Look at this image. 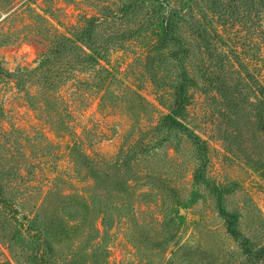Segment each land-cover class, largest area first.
<instances>
[{
    "label": "rangeland",
    "instance_id": "1",
    "mask_svg": "<svg viewBox=\"0 0 264 264\" xmlns=\"http://www.w3.org/2000/svg\"><path fill=\"white\" fill-rule=\"evenodd\" d=\"M227 2L0 0V264H264V15Z\"/></svg>",
    "mask_w": 264,
    "mask_h": 264
},
{
    "label": "trees",
    "instance_id": "2",
    "mask_svg": "<svg viewBox=\"0 0 264 264\" xmlns=\"http://www.w3.org/2000/svg\"><path fill=\"white\" fill-rule=\"evenodd\" d=\"M155 1L158 2L159 8L166 6V4H169L168 0H155ZM261 5L264 8V0H228L226 5L223 4L221 7L220 5L218 6L220 7V11H222L224 15H228L229 19H231V16L236 14V18L240 19V22H242V24L246 27V29H248L247 32L251 34L252 32H254L255 27L257 28L258 20L264 15V11L261 9ZM170 9L171 10H169L168 12H171V14L168 17L166 15L164 16L161 15L162 21L166 23L167 33L172 32L173 30L176 31L179 30L180 29L179 20L182 18L179 13L180 12L179 10H181L180 7L176 5V7H170ZM224 15L222 17L226 18V16ZM144 22L147 23L148 25L152 24V22L149 20ZM259 32L262 34L260 29ZM175 40L177 43H180L179 44L180 47L181 46H183V48L185 47V43L183 41L179 39H175ZM182 53L184 54L186 53V51L185 50L177 51L176 55L179 57V55ZM255 69H258V67H255ZM248 77L252 83L257 84L258 93L264 96V80L263 82H261L260 79L255 76V74H250V72L248 74ZM176 103L177 104L175 105V107L172 108L171 112L164 117V121L165 124L167 125V128L171 131L179 130L180 132H182V134H184L194 144L197 145L198 151H201L202 148L204 147V141L180 121V116H182V108L184 104L182 99H180ZM200 155L203 156V154ZM94 229L98 230L97 227H95ZM45 245L48 246L49 250H52V247L47 241L45 242ZM243 246L246 248L245 249L246 253H251L252 249L251 250L248 249L249 247L246 244Z\"/></svg>",
    "mask_w": 264,
    "mask_h": 264
}]
</instances>
